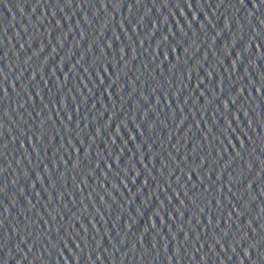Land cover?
I'll list each match as a JSON object with an SVG mask.
<instances>
[{
    "label": "water",
    "instance_id": "1",
    "mask_svg": "<svg viewBox=\"0 0 264 264\" xmlns=\"http://www.w3.org/2000/svg\"><path fill=\"white\" fill-rule=\"evenodd\" d=\"M0 264H264V0H0Z\"/></svg>",
    "mask_w": 264,
    "mask_h": 264
}]
</instances>
